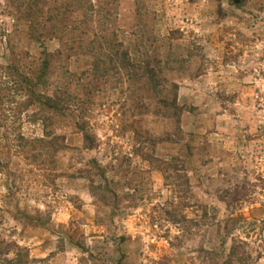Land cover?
Returning <instances> with one entry per match:
<instances>
[{"label":"rangeland","instance_id":"obj_1","mask_svg":"<svg viewBox=\"0 0 264 264\" xmlns=\"http://www.w3.org/2000/svg\"><path fill=\"white\" fill-rule=\"evenodd\" d=\"M0 264H264V0H0Z\"/></svg>","mask_w":264,"mask_h":264}]
</instances>
